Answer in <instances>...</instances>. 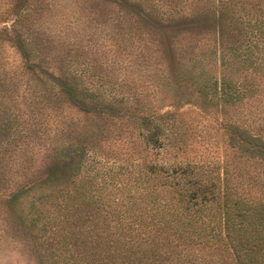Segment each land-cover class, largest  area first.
Instances as JSON below:
<instances>
[{"label": "trees", "instance_id": "obj_1", "mask_svg": "<svg viewBox=\"0 0 264 264\" xmlns=\"http://www.w3.org/2000/svg\"><path fill=\"white\" fill-rule=\"evenodd\" d=\"M108 1L130 3L132 25L154 35L150 46L118 25L112 37L118 68L139 67L141 78L131 79L138 92L124 90L123 82L104 92L107 81L94 83L90 66L70 58L36 62L42 44L27 27L31 0H20L11 29L0 30V164L12 155L8 145L20 147L12 142L28 137L27 126L36 137L58 129L49 112L32 110L26 120L6 106L11 95L38 104L29 96L37 86L86 116L123 124L108 150L89 136L56 144L43 176L6 200L10 219L39 232L51 264H223L209 252L228 253L232 264H264V0ZM157 26L174 31L175 43L158 38ZM174 87L191 90L202 109L220 114L218 164L193 155V126L176 110L162 113L153 104ZM132 123L135 132L128 130ZM211 149L207 142L204 150ZM40 190L49 193L30 200L27 212L19 208ZM37 200L50 206L40 209Z\"/></svg>", "mask_w": 264, "mask_h": 264}, {"label": "rangeland", "instance_id": "obj_2", "mask_svg": "<svg viewBox=\"0 0 264 264\" xmlns=\"http://www.w3.org/2000/svg\"><path fill=\"white\" fill-rule=\"evenodd\" d=\"M31 1V23L27 27H34L32 29L33 38L38 44H42V51L38 50L39 59H36V62L48 61L59 65L60 59L67 61L70 58L90 66L87 76L94 83L98 78L103 77L107 81L105 84L107 90L104 87V92H114L112 86H116L118 82L126 84L124 90L130 89V92H138L136 86L132 88L131 79L141 78L138 70H135L139 67L130 63L127 68L119 69L116 64L117 59L113 58L112 47V37L116 35L118 25L122 27L125 34H133L134 41L142 42L140 37L146 43L149 42L151 46L154 40V35H151L150 29H146L142 25V27L135 28L132 25L130 16L133 14V20H135L136 10L129 6L130 3L121 7L110 3L108 0ZM19 2L20 0H0V18L4 14H10L8 17L5 16V19H0V30L11 29L15 18L12 14H14ZM157 28L158 38L162 41L172 40L171 44L175 43L174 31L162 29L159 26ZM58 33L59 42L57 38H52ZM7 47L8 43L5 45L6 49ZM161 62L165 63L167 68L170 67L166 56H162ZM151 63L153 65V61ZM16 72L17 74L25 73L22 70ZM24 78L26 80L27 77ZM164 87L165 85L161 86L162 92H170L169 90L166 91ZM41 90L42 87L37 86L34 92L29 93V96L39 97V103L36 105L30 104L28 99L21 98V96L17 98L16 102L15 99L12 100L13 95L10 98L7 97L9 100L6 102V106L22 113L26 120L29 118V113L35 110V112H49L57 116L51 118H57L59 124L58 129H55L53 125L54 128L37 135V137L32 130L30 131L31 126L29 125L27 126L28 137L23 134L16 142H12L20 147L15 148L13 144L7 146L8 152L12 155L6 153L4 155L5 165L0 164V264H51V260L46 257L51 252L50 247L35 236L39 232L24 230L21 227V221L15 217L10 219L9 211L5 209L6 200L11 194L18 191L21 185L43 176L45 173L44 164L48 162V157L52 156L51 149L61 141L84 140L89 136L93 138L97 147L101 146V148L108 150L107 147L117 139L119 129H123V124L119 125L117 121L112 122L113 120L109 118L86 116L78 112L64 98L60 102H55L56 96L42 95ZM118 91L121 92V90ZM171 92L173 93L169 94L170 97L161 95L159 100L153 104L158 106L162 113L176 110L179 116L185 119L183 121L193 126L192 131L196 134L197 140V142L192 138L189 140L197 148L193 155L196 152L198 153L196 154L197 157L200 154H207L212 160V164H218L220 160L215 159L218 156L215 153L219 152L220 157H222L221 154H224L223 138L218 127L221 119L220 114L216 113L215 109L207 111L202 109L199 98L191 90L182 89V92H177L174 87ZM174 92L176 93L174 94ZM177 97H180V101L176 100ZM49 99L50 101H48ZM135 125L132 123L128 130L131 129L132 132H135L133 129ZM206 132L210 135L206 136ZM207 142L212 145V149L209 151L204 150ZM117 148L114 151H117ZM45 193H49V191L35 192L30 198L23 199L18 204L19 208L27 212L30 200L42 199L41 197ZM35 202L40 209L43 205L50 206L49 202L44 200ZM43 220L39 222V226L43 224ZM48 220L45 219V222ZM207 255L223 264H232L228 253L209 252Z\"/></svg>", "mask_w": 264, "mask_h": 264}]
</instances>
